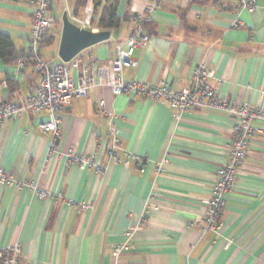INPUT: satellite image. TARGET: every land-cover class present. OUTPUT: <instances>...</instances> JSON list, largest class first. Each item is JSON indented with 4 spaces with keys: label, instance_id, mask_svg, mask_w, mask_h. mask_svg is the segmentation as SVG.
I'll return each mask as SVG.
<instances>
[{
    "label": "crops",
    "instance_id": "1",
    "mask_svg": "<svg viewBox=\"0 0 264 264\" xmlns=\"http://www.w3.org/2000/svg\"><path fill=\"white\" fill-rule=\"evenodd\" d=\"M87 3L94 29L100 30L95 24L103 8L113 6L119 19L108 39L80 53L109 66L149 0H51L56 22L41 54L50 45L51 61L60 60L61 16L81 15ZM254 4L248 11L236 0H162L147 22L148 40L134 50L137 65H123V78L179 89L203 62L219 95L254 105L264 87V0ZM32 7L31 0H0V30L17 52L28 45ZM235 17L240 27L230 26ZM3 79L0 103L27 97L39 74L0 60ZM100 101L111 118L98 109ZM47 118L43 110L25 111L0 125V167L48 193L39 199L27 184H0V247L19 243L18 264H114L117 246L126 264H264V123L249 139L214 232L203 230L201 220L216 169L227 160L231 121L225 113L199 110L175 120L164 101L114 95L99 85L62 112L54 154L49 134L39 128ZM111 123L119 140V161L112 164L104 147ZM69 148L91 155L102 171L67 165ZM124 151L146 158L143 171L133 161L124 165ZM161 158L167 161L156 173Z\"/></svg>",
    "mask_w": 264,
    "mask_h": 264
},
{
    "label": "built area",
    "instance_id": "2",
    "mask_svg": "<svg viewBox=\"0 0 264 264\" xmlns=\"http://www.w3.org/2000/svg\"><path fill=\"white\" fill-rule=\"evenodd\" d=\"M237 8H245L248 11L254 9V0H236ZM33 7L31 12V29L27 47L20 52L16 62V69L23 72L30 66L39 74V81L32 92L25 98H16L0 103V125L7 120H16L25 111H45L47 120L40 123L42 132L50 136L48 153L57 152L60 139L61 114L66 110L73 99L86 95L88 89L107 85L112 94H134L147 98L153 102L164 101L172 109V118L179 120L183 114H189L199 110L219 111L225 113L231 121V138L227 148V160L216 169V180L210 197L204 200V214L201 220L203 230L218 232L220 228V214L226 207L225 194L232 190L236 181L238 167L243 162L248 152V144L251 135L260 131V124L264 123V87L259 89L258 102L254 105L238 103L218 94L212 82L213 70L200 62L193 70L189 85L179 89L173 88L166 82L147 84L144 82L127 81L122 76L123 65L135 67L137 61L134 58L136 47L148 40L146 23L149 22L151 13L161 7L162 0H149L143 14L133 17L134 27L126 38L125 48L117 46L114 50V58L109 66L98 65L92 59L75 55L68 62L45 61L40 52L49 29L55 24V18L50 14L51 0H31ZM93 8L85 4L81 15H68L69 20L75 25L96 31L92 21ZM230 26L240 27L241 22L235 17ZM7 85L6 80H0V88ZM98 109L111 118L103 101L98 104ZM108 139L105 142L109 163H117L119 140L112 123L109 126ZM124 165L130 161L138 165L143 171L146 162L144 156L132 152H125ZM67 165L76 163L81 166L92 167L95 171L102 168L95 164L91 155H81L72 148L66 152ZM166 158H161L154 163V170L160 173ZM0 184L27 186L39 198H45L48 193L31 182L22 183L11 175H8L0 167ZM59 194L54 196L57 201ZM71 204V201L68 202ZM121 247L117 246L112 252L114 264H126L119 260ZM22 251L19 243H13L0 247V264H18Z\"/></svg>",
    "mask_w": 264,
    "mask_h": 264
},
{
    "label": "water",
    "instance_id": "3",
    "mask_svg": "<svg viewBox=\"0 0 264 264\" xmlns=\"http://www.w3.org/2000/svg\"><path fill=\"white\" fill-rule=\"evenodd\" d=\"M60 37L57 56L62 62H68L82 50L109 38V29L90 30L72 23L66 11L61 16Z\"/></svg>",
    "mask_w": 264,
    "mask_h": 264
},
{
    "label": "trees",
    "instance_id": "4",
    "mask_svg": "<svg viewBox=\"0 0 264 264\" xmlns=\"http://www.w3.org/2000/svg\"><path fill=\"white\" fill-rule=\"evenodd\" d=\"M73 14L79 15V11L75 10ZM93 24H94V21H93ZM118 24H119V19L116 16L115 8L113 6H110L109 8L102 9L100 17L95 25L98 26L100 29H110V28L117 27ZM147 24L148 23H146V26ZM49 43H50V38L49 37L45 38L43 44L46 45ZM43 44L41 45V47L43 46ZM19 55H20V52L16 51L10 36L3 33L0 30V60L5 63H11V62L14 63V62H17ZM6 82L8 84V80H6ZM4 101H7V100H4Z\"/></svg>",
    "mask_w": 264,
    "mask_h": 264
},
{
    "label": "rangeland",
    "instance_id": "5",
    "mask_svg": "<svg viewBox=\"0 0 264 264\" xmlns=\"http://www.w3.org/2000/svg\"><path fill=\"white\" fill-rule=\"evenodd\" d=\"M52 28V27H51ZM50 45H48V46H44L43 47V52H42V54H41V56H42V58H43V60H45V61H51L52 60V57L50 58V47H49ZM82 52V51H81ZM80 52V53H81Z\"/></svg>",
    "mask_w": 264,
    "mask_h": 264
}]
</instances>
